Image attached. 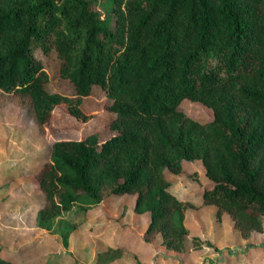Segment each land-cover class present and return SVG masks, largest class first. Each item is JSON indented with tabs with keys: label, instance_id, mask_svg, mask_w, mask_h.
Listing matches in <instances>:
<instances>
[{
	"label": "trees",
	"instance_id": "1",
	"mask_svg": "<svg viewBox=\"0 0 264 264\" xmlns=\"http://www.w3.org/2000/svg\"><path fill=\"white\" fill-rule=\"evenodd\" d=\"M49 56L68 94L47 89ZM93 89L105 97L102 126L53 138L34 165L40 219L79 199L133 195L134 211L148 214L145 236L183 250L191 204L170 191V175L199 160V203L242 238L264 230V0H0L5 101L41 133L59 103L87 121ZM184 99L209 108V120L186 114Z\"/></svg>",
	"mask_w": 264,
	"mask_h": 264
},
{
	"label": "rangeland",
	"instance_id": "2",
	"mask_svg": "<svg viewBox=\"0 0 264 264\" xmlns=\"http://www.w3.org/2000/svg\"><path fill=\"white\" fill-rule=\"evenodd\" d=\"M57 62L51 56L44 60L46 87L68 94L57 78ZM104 102L102 92L93 89L82 105L91 114L83 123L59 103L40 133L22 108L0 95V256L10 264H98V253L108 250L100 264H264V230L242 238L226 215L215 217L214 204L199 203L206 183L199 160L183 161L181 172L170 175V191L191 204L182 214L188 230L183 250L168 249L157 236H145L148 214L134 211L133 195L79 199L51 219H40L42 196L33 178L34 165L47 156L53 138L99 129L107 116ZM179 107L199 121L211 117L210 109L197 101L184 99ZM103 131L98 140L109 134ZM193 236L200 245L192 243Z\"/></svg>",
	"mask_w": 264,
	"mask_h": 264
}]
</instances>
